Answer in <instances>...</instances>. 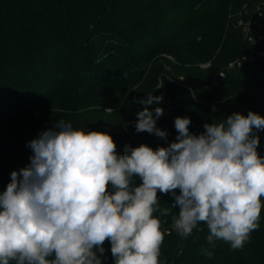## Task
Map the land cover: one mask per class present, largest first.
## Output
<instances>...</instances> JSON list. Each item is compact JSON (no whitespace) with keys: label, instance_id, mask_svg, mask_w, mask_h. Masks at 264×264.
Instances as JSON below:
<instances>
[{"label":"trees","instance_id":"1","mask_svg":"<svg viewBox=\"0 0 264 264\" xmlns=\"http://www.w3.org/2000/svg\"><path fill=\"white\" fill-rule=\"evenodd\" d=\"M251 18L254 43L238 26ZM148 94L163 97L148 107L163 108L156 126L167 140L135 130L144 108L137 101ZM218 100L224 103L211 112ZM249 111L264 116V0H0V191L30 163L28 142L57 121L107 132L123 154L126 144L168 146L178 116L200 134L205 123ZM257 135L264 157V131ZM158 195L162 207L173 203ZM155 215L167 230L159 261L264 264V209L240 250L223 240L210 245L204 223L182 238L170 216ZM103 246L102 262L113 264L110 242Z\"/></svg>","mask_w":264,"mask_h":264},{"label":"clouds","instance_id":"2","mask_svg":"<svg viewBox=\"0 0 264 264\" xmlns=\"http://www.w3.org/2000/svg\"><path fill=\"white\" fill-rule=\"evenodd\" d=\"M162 99L148 94L137 101L144 108L136 132L167 140L156 126L163 108L148 107ZM191 123L178 116L168 146L126 144L123 154L107 132L62 120L41 132L28 142L30 163L12 171L0 191V264H102L105 241L114 264H160L167 230L156 213L170 216L182 238L204 223L210 245L223 240L242 249L264 209L257 135L264 116L236 112L205 123L200 134L190 132ZM158 193L173 203L162 207Z\"/></svg>","mask_w":264,"mask_h":264},{"label":"built area","instance_id":"3","mask_svg":"<svg viewBox=\"0 0 264 264\" xmlns=\"http://www.w3.org/2000/svg\"><path fill=\"white\" fill-rule=\"evenodd\" d=\"M259 16L262 17V14H259ZM238 26L241 27L243 34H244L245 38L247 39V41H249L250 43H254L257 41V36L259 33L257 20L252 19V18L248 21L241 20V21H239ZM239 65H240L239 61L231 62L228 65V70H233V69L237 68ZM208 66H209V64L205 65L204 67L206 68ZM224 77H225V72H221L219 75V80L223 79ZM217 83L218 82H215V84H217ZM223 102L224 101L221 100V101H218V103H216V104H220ZM216 104L215 103L211 104V110L213 112H216V110H217Z\"/></svg>","mask_w":264,"mask_h":264},{"label":"rangeland","instance_id":"4","mask_svg":"<svg viewBox=\"0 0 264 264\" xmlns=\"http://www.w3.org/2000/svg\"><path fill=\"white\" fill-rule=\"evenodd\" d=\"M218 101H221V100H218ZM218 101H214L213 103H218ZM223 101V100H222ZM212 103V104H213ZM224 103V102H223ZM223 103H220V104H223ZM220 104H216L217 105V110H218V105H220ZM210 108H211V105H210ZM216 110V111H217ZM211 112H213L212 110H211ZM112 263L114 264V260L112 259ZM102 264H104V262H102ZM160 264H167L165 261H160Z\"/></svg>","mask_w":264,"mask_h":264}]
</instances>
